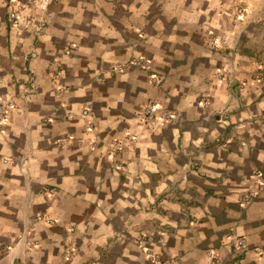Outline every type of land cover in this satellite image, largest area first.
Returning <instances> with one entry per match:
<instances>
[{
	"label": "crops",
	"instance_id": "1",
	"mask_svg": "<svg viewBox=\"0 0 264 264\" xmlns=\"http://www.w3.org/2000/svg\"><path fill=\"white\" fill-rule=\"evenodd\" d=\"M244 4L261 23L219 0H0V264H264V190L239 204L264 171L244 122L264 0ZM132 57L148 67L112 70ZM147 100L182 120L146 129Z\"/></svg>",
	"mask_w": 264,
	"mask_h": 264
},
{
	"label": "rangeland",
	"instance_id": "2",
	"mask_svg": "<svg viewBox=\"0 0 264 264\" xmlns=\"http://www.w3.org/2000/svg\"><path fill=\"white\" fill-rule=\"evenodd\" d=\"M246 11H247V9H245V11H242L241 13L237 14L235 12V9H234V10H232V14L230 13V15L227 17V19L232 25H234V26L238 25V28H240L241 24H243V23L244 24H246V22H250V23L251 22H257V23H259L262 20L261 18L258 20L255 17H247L246 15H247L248 11L247 12ZM11 12H15V11L12 10V11L8 12L9 18L12 19V17H10ZM15 14H16V12H15ZM211 40H212V37L209 39V41L213 45L214 42ZM213 46H215V45H213ZM159 78L157 81V85L160 84V82H161V78L160 79ZM201 100L206 101V97L202 96ZM148 101L149 100H147V102ZM147 102L144 103L145 105L143 106V112H144V108L146 107ZM151 102H153V100H151ZM153 104L155 105V110L153 111L152 114H150L151 117L148 119V121L146 119H144L143 116H141L142 120L145 122L144 124L146 125L145 126L146 129L152 128L155 125L163 124L165 122H170L171 120H174L175 122L176 121L179 122L182 120L180 114H178L175 111H172L167 106L156 103V102H153ZM143 112H142V114H143ZM244 122L250 123L252 125H257L259 128V131H260V136L262 139H264V110L260 114H257V115L255 114V115L247 117ZM243 178L245 179L246 184L243 186H240L241 187L240 188L241 195L239 197V204L241 206H245V205L249 204L250 202L256 200L260 196L261 192L264 190V171L260 166H254L248 173H246L243 176ZM150 234L152 236H156V234L154 232H152ZM144 236H145V238L149 237L147 233H141L140 234V237L142 239ZM157 236H159L158 233H157ZM239 237L244 238V236H236V235L232 236L230 238L232 244H234L233 242ZM33 245H34L33 242H28V246H33ZM247 245H248V243H247ZM256 251H258V249ZM210 253H211V251H210ZM212 254H213V252H212ZM214 257H215V255L211 256L212 259H214ZM14 264H24V263L18 258L16 261H14Z\"/></svg>",
	"mask_w": 264,
	"mask_h": 264
},
{
	"label": "built area",
	"instance_id": "3",
	"mask_svg": "<svg viewBox=\"0 0 264 264\" xmlns=\"http://www.w3.org/2000/svg\"><path fill=\"white\" fill-rule=\"evenodd\" d=\"M220 4L226 5L227 7H233V10L235 9V12L241 13L242 11H245L246 7L244 5V0H219ZM10 17H12L13 21L17 19V16L15 12L10 13ZM149 62L148 60L142 58V57H132L129 60L125 62H117L112 66V70H122L125 68H129L131 66H140L142 68L148 67ZM155 80V77L153 78ZM158 78L154 81L157 82ZM13 108V102L8 99L5 96L0 95V127L5 124L6 118L8 115V112ZM155 110V105L151 100H149L146 103V107L144 108L143 112V118L148 121V119L151 117L150 114L153 113ZM150 123V122H149ZM234 245L239 246L241 248H245L247 246V242L245 238L239 237L234 242Z\"/></svg>",
	"mask_w": 264,
	"mask_h": 264
}]
</instances>
